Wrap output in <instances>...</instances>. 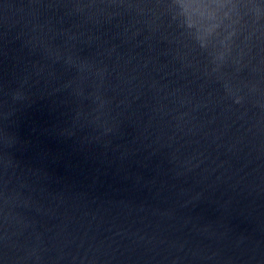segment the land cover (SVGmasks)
Listing matches in <instances>:
<instances>
[{"label":"water","instance_id":"water-1","mask_svg":"<svg viewBox=\"0 0 264 264\" xmlns=\"http://www.w3.org/2000/svg\"><path fill=\"white\" fill-rule=\"evenodd\" d=\"M0 264H264V0H0Z\"/></svg>","mask_w":264,"mask_h":264},{"label":"clouds","instance_id":"clouds-1","mask_svg":"<svg viewBox=\"0 0 264 264\" xmlns=\"http://www.w3.org/2000/svg\"><path fill=\"white\" fill-rule=\"evenodd\" d=\"M76 12H81L80 9H75ZM103 12V9H101ZM42 35L40 37H33V40L48 56H54L56 59L64 58L65 62L75 67L78 71L75 77H73L72 83L76 85L78 89H82V86L94 76L98 75L97 73L91 71L95 66L94 61L81 59L76 54L77 44L82 42L84 36L83 32H71L70 30H63L62 32H54L52 28H48L47 32H43V26L41 27ZM57 36L62 38V43L57 44L55 41ZM90 39V37H89ZM87 67L89 71L85 73L83 69ZM80 95H83L82 90L79 91ZM119 103H123L120 101ZM119 107V104H117ZM112 109L110 110L111 113ZM112 120H115V117H111ZM110 130V129H109Z\"/></svg>","mask_w":264,"mask_h":264}]
</instances>
